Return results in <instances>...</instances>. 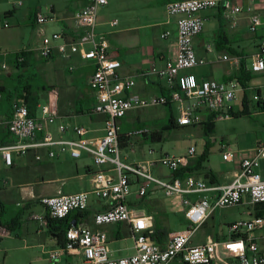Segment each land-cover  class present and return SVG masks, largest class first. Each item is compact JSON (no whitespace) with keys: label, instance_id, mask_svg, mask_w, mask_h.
<instances>
[{"label":"built area","instance_id":"2783aa9c","mask_svg":"<svg viewBox=\"0 0 264 264\" xmlns=\"http://www.w3.org/2000/svg\"><path fill=\"white\" fill-rule=\"evenodd\" d=\"M254 1V0H251ZM264 1V0H263ZM108 0H86V4L73 16L74 27L82 31L75 41H67L60 32L45 33V24L52 17L39 10L36 23L41 35L37 48L44 59L58 54L70 59L76 54L91 60L96 68L89 79L95 91L97 101L92 109L105 116L104 134L99 137L88 136L90 130L84 125H59V132L72 130L76 138H57L46 129L59 118L58 90L50 92L48 102L42 106L40 117L31 116L25 97L13 101V113L10 119L0 117V123H6L13 140L0 143V154L7 167H12L15 156H27L34 150L36 160H41L40 149L47 148L49 158L56 156L54 148L80 158L83 152L92 157L98 167L91 175V188L73 193L58 191L54 195L40 198V212H32L30 219L41 226H48L49 219L71 218L80 214L79 221L71 222L66 229L63 245L50 250V259H60L65 254H80L84 264H264L262 251L251 234L264 227V215H254L250 219H239L228 225L226 239H210L203 243H194V235L207 220L211 212L218 208L233 207L242 203L256 205L264 202V178L258 171L260 158H264V143L259 144L253 153L238 150L222 151L224 160H235L240 156L241 167L233 181L217 185L198 178L193 173L182 177L176 175L188 167L197 157V148L190 146L184 154H161L157 159L139 162L121 160V119L133 110L150 106L178 103L179 126H199L207 122L234 117L237 111L234 101L237 89H244L236 80L218 82L209 78L199 79L194 73H185L208 63L195 50V38L205 28L206 19L202 12L218 8L231 28H235L243 13L247 14L248 29L257 35L264 24L262 16L253 5L243 6L236 0H172L166 4L168 16H178L175 55L166 60L165 66H151L143 75H157L164 80L169 95L144 96L134 90V77L122 76L119 69L120 59L110 55V41L105 33L98 32V14ZM118 20H113L116 25ZM8 25V23H6ZM170 31L162 36L167 37ZM213 44L207 42L205 50L212 52ZM247 59L244 55H232L224 52L218 60L230 61L240 69ZM23 54L18 61H24ZM247 68L262 76L259 84L253 85L256 109H264V37H260L257 50L250 58ZM3 69L7 62L1 63ZM72 68V66H71ZM249 88V87H248ZM247 91V90H246ZM253 102V100H250ZM259 110V109H258ZM261 111V110H259ZM153 130L149 126L127 132L130 141L133 137L143 139ZM150 154L154 150L149 151ZM166 167L170 176H155L154 167ZM138 184L137 198L155 199L158 194L168 202L170 210H181L186 217V226L180 230L169 231L162 241L157 239L155 216L139 202L130 199L131 185ZM214 192L212 198L192 199L191 195ZM94 196L98 209L90 206ZM124 223L129 226L133 236L134 252L128 256H113L109 233L103 226ZM12 234V229L0 223V239ZM0 264H3L0 262Z\"/></svg>","mask_w":264,"mask_h":264},{"label":"crops","instance_id":"0c3cea01","mask_svg":"<svg viewBox=\"0 0 264 264\" xmlns=\"http://www.w3.org/2000/svg\"><path fill=\"white\" fill-rule=\"evenodd\" d=\"M61 1L50 0L44 7L45 11H43L41 7L35 8V5H31L26 12L27 24L31 25L33 31H37L38 26L36 23V14L39 10H42L47 15L52 16V20L55 21L52 26V33L60 32L63 34L65 40L69 42L75 41L80 37L82 31L74 27L73 16L77 10L86 4V0H65L66 2H70L68 5H61ZM169 1L172 0H117L114 2L109 0L108 4L99 9L97 25L98 32L105 33L109 39L111 45L110 55L121 60L122 66L119 69L121 75L134 77L136 80L134 90L144 96L161 94L169 95L170 92L165 85L164 80L157 75H143V72L151 66H156L157 68L164 67L166 60L175 55L178 16H168L166 12V4ZM236 2L245 7L250 4L253 5L257 12L261 14L264 22L263 0H236ZM12 13V10L7 9L4 15L5 17H8L12 15ZM201 15L206 19L205 26H212L215 45L217 33L223 32L226 37H228V40H224L227 42V46L233 47L238 50L240 54L246 56L247 59L245 60V64L248 66L252 54L257 50L260 37H264V24L257 35H254L248 29V18L246 13H243L240 16L235 28L230 27L228 21L223 18L222 12L218 8L204 11ZM116 19L118 20V23L113 25L112 21ZM48 29L49 28L45 27L46 34H49ZM247 30L250 33L244 34ZM166 31H170L171 33L169 36L163 37L162 35ZM232 31H234V33H231ZM37 32L38 35L36 36L34 34L33 38L29 40L31 46L26 49L28 52L26 56L27 67L24 68L28 71L41 73L45 79L43 84L39 83L33 85L35 90L34 97L38 99L37 109H39V111L36 109L35 116H41L42 106L48 102L50 92L56 88L58 90L60 115L53 124H47L46 129L57 138H76L77 136L72 130L60 133L59 125L62 123L71 127L74 125H84L90 130L88 136L99 137L103 135L105 116L94 112L90 113L97 101L96 93L89 84V79L96 68L95 64L91 60L82 58L80 54H76L70 59L61 57L58 54H55L48 59L42 58L37 50L41 43V35L39 34V31ZM202 33L195 38V50L198 40H203L201 38ZM244 41H246V49L243 44L240 46V42L243 43ZM207 42L208 41L203 40V43L201 44L202 49L197 54L209 60L206 64L208 65V69L199 74L190 70L187 73H194L199 79L209 78L221 83L232 81H228L226 78L234 74L238 70L237 67L233 62L218 60V56L227 51L225 49H219L216 45V49L213 48L212 52H207L205 50V44ZM214 52H216V59L209 57V55ZM2 62L3 61L0 62V66ZM11 66L13 70L9 71L5 77L0 76V83L11 82V78L16 75L15 71L18 70V68L13 65ZM254 75V80L256 81L253 85L259 84L262 81V76L259 74ZM20 78L22 79L23 76ZM250 85H252L251 82L249 86ZM249 86H247L245 90H247ZM249 103L250 101L248 100V105ZM253 106L256 110V114L264 112L256 109L255 104ZM239 110L240 109L237 111ZM0 117L5 121L8 120L4 111L0 112ZM7 129L8 127L6 123H0V138L5 136ZM261 143H264V131L260 133L253 146L246 149H238V151L252 154L255 148ZM225 150L228 149H222V151ZM39 151L42 155L41 160H36V158L34 159L30 157L32 152H36L34 150L27 156H24L25 160L20 159L22 156H15L13 166H6L10 175V181H5V184L0 190L5 191L7 197L11 196V200L14 197L19 198L16 201V205L20 208L18 214L21 215L18 221H22V225L19 226L18 223L16 227L25 229L27 235H33V237L40 242L39 246H50L51 248L47 251L49 253L50 250L61 246L58 243V235L55 230H51L49 226H41L38 222L30 219V214L32 212H40L41 205L39 200L41 197L54 195L60 190L65 192L64 185L66 177L64 174H66V172H70L82 180L83 186L79 188L78 191L88 190L91 188V175L98 169V167L95 166L94 163L93 165L87 164L83 166L75 163V167L72 168L65 160H60L59 156L57 158L58 160H54L53 158L57 155L49 158L46 155V152L48 151L47 148L40 149ZM222 151L221 157L216 158L214 154L210 153L211 151L209 149V155L204 162L206 169L195 171L193 174L198 178L205 179L206 181L217 185L231 183L236 172L240 170V156L235 160L227 161L223 159ZM198 156L200 155H197V157ZM0 158L3 161L1 154ZM263 161L264 158H260V162ZM260 165L261 164H259V166ZM27 168L34 171L36 174L38 173L41 175V182L40 184L37 183L39 185L38 188H25L23 182L15 178L14 170L23 171ZM207 172H211L210 174L212 176H207ZM160 173L161 175H165L162 171ZM170 175L171 174L169 173L165 175V177ZM10 182H12V184H10ZM205 196L212 198L214 192L197 194L194 200ZM3 200H5V198L0 197L1 223H5L3 219V213L5 210H1V205L4 204ZM90 206L92 209H98V204L94 196L91 197ZM27 212L28 217H25ZM256 212L257 209L254 208L253 212L249 211V214L252 217L257 215ZM212 215L213 212L209 215L205 223ZM262 215H264V213ZM79 219V216L76 218V215H74L71 222H76V220L79 221ZM109 225H115V228L107 230V226ZM109 225L103 226L109 233V238L115 236L116 239H122L124 232L125 234H130L129 226L124 223ZM117 250H119V248ZM115 253L116 251L112 250L113 256H116ZM59 260H61V262H59L61 264H84V259L80 254H65Z\"/></svg>","mask_w":264,"mask_h":264},{"label":"rangeland","instance_id":"374dc122","mask_svg":"<svg viewBox=\"0 0 264 264\" xmlns=\"http://www.w3.org/2000/svg\"><path fill=\"white\" fill-rule=\"evenodd\" d=\"M50 0H0V62H7L8 68L3 69L0 66V76L5 77L9 71L13 68L10 64V59L15 56L18 51H27L26 49L31 46L29 40L33 38L34 34L38 35V30L33 31L31 25L27 24L26 12L31 5H35V8L44 7L49 3ZM61 1V0H58ZM109 1V0H108ZM117 0H111L114 2ZM61 5H68L70 2L62 0ZM7 9L12 10V15L5 17L4 13ZM52 17V16H50ZM55 21L52 19L45 24V27L49 28L48 32L52 33V26ZM8 23V25H6ZM39 28V27H38ZM238 31V30H234ZM232 31L231 33H234ZM247 30L244 34H249ZM201 38L209 43L213 44L216 49L214 42V32L211 25H206ZM202 41L197 42L196 52L199 53L202 49ZM247 40V39H246ZM246 41L240 42V46L243 44L244 47ZM23 49V50H22ZM246 49V47H245ZM214 53L209 55L210 58L216 59L217 56ZM208 65L198 66L192 69H187L199 74L202 71H206ZM16 76L19 73H24L26 79L19 81V84H25L28 80L33 85L43 84L45 79L39 72L28 71L24 68L16 70ZM38 74V75H36ZM32 78V79H30ZM18 80V79H17ZM256 80H252L249 88H247L246 99L253 100L249 103L250 116L232 117L230 119L220 120L216 123L215 129L212 133H205L204 128L199 126H179L175 128L164 129L168 125L171 115L174 117L178 116V103L172 102L169 105H157L150 106L140 110H133L129 112L123 119H121V128L123 132L134 131L139 128L140 123H145L153 131H159L163 129L162 139H153L148 137L146 139H139L133 137L130 143L121 148V160L130 162H139L147 159H157L161 154H184L190 146L197 148V155H202L205 151L206 142L210 143V153L214 154L216 158L221 157L222 149L238 150L243 148H249L253 146L257 141L261 132L264 131V112L256 114L254 109L255 100L253 99L256 90L253 88V84ZM15 82V81H14ZM18 82V81H17ZM237 99L233 102L235 108L241 109L242 100L245 97L244 91L241 88L237 89ZM254 103V104H253ZM39 111V109H37ZM53 124V123H52ZM223 146V147H222ZM57 156L54 160H65L72 168L75 167V163L78 165H93L92 157L88 153H83L80 158H73L70 153H63L56 147L54 148ZM154 150L153 154L149 151ZM21 160H25L24 156L20 157ZM258 171L264 178V161L260 162ZM70 167V168H71ZM4 161L0 158V188L5 184V181H10V175L7 171ZM164 172L165 175L169 174V170L164 167H154L152 173L155 176L161 175L160 172ZM15 178L23 182L25 188H38V184L41 182V175L36 174L34 171L29 170H14ZM64 191L66 193L78 191L83 186L82 180L66 172ZM163 175V177H165ZM8 183V182H7ZM32 183V184H31ZM12 184V182H10ZM44 184V183H43ZM48 189V188H47ZM138 189V184L133 182L131 185L132 194L130 199L136 202H141L140 198H137L135 192ZM49 190V189H48ZM192 199L196 197V194L191 195ZM0 197L5 198L4 205L5 211L3 213V219L6 223L7 220L15 217L19 212V207L16 205L17 197L11 200V196L7 197L5 191L0 190ZM7 199V200H6ZM153 200V202H149ZM143 206H147L154 212L155 219L159 220V226L166 231H176L183 229L186 226V217L181 210H170L168 208V202L160 194L155 199H149L146 197L143 200ZM260 205H251L248 203H242L233 207H222L218 208L213 212V215L209 220L199 227L194 235V243H203L210 239H226L228 237V225L232 221L239 219H250L251 215L249 211L254 210L255 207ZM212 213V212H211ZM28 217V212L25 214ZM34 221V220H33ZM115 228V225L107 226V230ZM122 239H116V237L110 238V247L116 251V256H128L134 252L133 250V236L131 233L123 234ZM251 237L258 243L260 249L264 251V227L257 229L252 232ZM39 241L33 237V235H27L25 229L16 227L12 230V234L8 237L0 239V262L3 264H61V260L50 261V254L47 252L51 247L39 246ZM119 248V250H117ZM66 264V263H63Z\"/></svg>","mask_w":264,"mask_h":264},{"label":"trees","instance_id":"16d2710c","mask_svg":"<svg viewBox=\"0 0 264 264\" xmlns=\"http://www.w3.org/2000/svg\"><path fill=\"white\" fill-rule=\"evenodd\" d=\"M224 40H228V37H226V35L223 32L217 33L216 45L219 49H221V50L225 49L227 52H229L232 55H242V54H240V52H238V50L234 49L233 47L227 46V44H226L227 42H225ZM20 53L25 56V60L21 61V62L18 61V55ZM27 53H28L27 51H21V52L16 53L15 56L9 60L10 64L13 65L14 67L18 68V70L27 67V61H26ZM18 75L19 76H16V77L13 76L11 78V80H12L11 82H5L3 84L0 83V96H1V98H0V112L4 111L5 114L7 115L8 119H10V117L12 116V113H13V101L18 97H25V100L28 104V108H29V112H30L31 116H35V112L37 109L38 99H36L34 97L35 96V90H34L33 84L31 82H29V80L25 84H19V81H22V80L26 79L27 77H25L24 73H22V74L19 73ZM22 76H23V78L21 79L20 77H22ZM254 78H255L254 73L247 68L245 62L242 64L240 69H238L234 74H232L231 76L226 78V80H228V81L229 80H237L238 83L244 88L245 97L242 100V108L239 111H236L233 113L234 117H242V116H246V115H249V116L251 115L249 112V105H248V100L246 99V90L245 89L247 86H249L250 82ZM19 79H21V80H19ZM166 105L171 106V102H168ZM257 109L264 111V109L260 106L257 107ZM91 112H93V111L91 110L90 113ZM215 125H216V123H214V122H207V123L202 124L201 126L204 128L205 133L209 134V133H212L214 131ZM144 126H147V125L145 123H140V125H138L139 128L144 127ZM175 127H179V125L176 123L175 117L173 115H171L169 123L167 126L164 127V129L175 128ZM5 133H6L5 136L0 138L1 144H6V143H9L13 140L12 134L10 133V131L8 129ZM119 136L121 139V148L126 147L130 143V138H129L127 132H123L121 130V133L119 134ZM148 137H152L153 139H162L163 129L159 130V131H153L150 135H146L143 139H146ZM210 146L211 145L209 143H206L204 153L202 155L198 156L188 167L183 168L179 172H177L176 175L184 177L188 173H193V172L198 171V170L206 169L204 166V162L207 160V157L209 155ZM30 157L35 159V153L32 152ZM210 173L211 172H207V176H212ZM145 199H146V197H144L141 200V202H139V204L141 206L144 205L143 200H145ZM150 201L153 202V200H149V202ZM256 205H260V207H258V206L255 207L257 209V212H256L257 215H262L264 213V202L256 204ZM144 207L146 209H148L150 212H153V213L155 212L152 209L148 208L147 206H144ZM1 210H6L4 204L1 205ZM20 215L19 214L16 215L15 217L7 220L6 223H3V224H7L12 230H14L18 223H19L18 224L19 226L22 225V221L21 222L18 221ZM75 215H76V218H78V216L80 217V214H75ZM73 216L71 218H65V219H55V218L49 219V225L48 226L51 230H53V231L55 230V232L57 233L58 243L60 245H63V243L65 241V234H66L65 232H66V229L68 228L69 224L71 223ZM159 223H160L159 220L155 219V228H156V235L155 236L157 237V239L159 241H162L165 234L168 233L169 231L162 229L159 226Z\"/></svg>","mask_w":264,"mask_h":264}]
</instances>
